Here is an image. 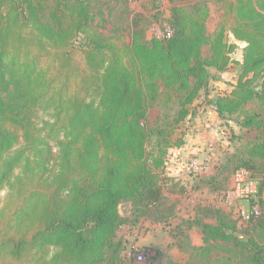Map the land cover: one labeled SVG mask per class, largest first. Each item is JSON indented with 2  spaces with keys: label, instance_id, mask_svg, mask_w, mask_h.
Here are the masks:
<instances>
[{
  "label": "trees",
  "instance_id": "obj_1",
  "mask_svg": "<svg viewBox=\"0 0 264 264\" xmlns=\"http://www.w3.org/2000/svg\"><path fill=\"white\" fill-rule=\"evenodd\" d=\"M170 2L168 31L148 38L138 18L128 40L101 31L94 0H0V264H136L119 206L134 222L158 211L200 107L241 144L213 180L244 168L264 190V0H215L212 31L209 1ZM253 218L239 231L220 213L185 260H157L264 264V213Z\"/></svg>",
  "mask_w": 264,
  "mask_h": 264
},
{
  "label": "rangeland",
  "instance_id": "obj_2",
  "mask_svg": "<svg viewBox=\"0 0 264 264\" xmlns=\"http://www.w3.org/2000/svg\"><path fill=\"white\" fill-rule=\"evenodd\" d=\"M203 1H209L213 9L208 27L212 31L219 19L216 11L219 4L215 0H187L191 4ZM94 3L103 11L100 29L109 35L119 33V36L131 40L134 20L138 18L141 19L139 28L148 38L162 36L168 31L172 5L170 0H94ZM140 14L142 17H138ZM230 39L233 40V36ZM238 46L239 49L233 54L235 58L242 57L244 43L239 41ZM237 75L236 67L225 72L224 79L219 75L217 83H222V87L226 88L225 84L231 83L230 80H235ZM210 109L213 111L214 108ZM203 110V107H200L191 118L187 144L174 152L168 164L166 174L168 179L163 184L164 199L158 211L150 217H143L134 222L130 217L132 211L130 205L124 203L119 206L121 214L128 218L119 234L127 241L129 249L136 250L134 260L136 264H159L158 253L165 254V260H168V257L177 261L187 258L186 248L203 243L202 223L215 222L220 213L233 219L239 231L251 226L253 217L257 216L256 213H264V190H260L263 175H252L244 168L234 171L229 167L222 169L219 178L213 180L228 154L241 144L236 142L233 147L230 145L231 127L223 125L221 119L219 122H213L208 115L204 118L207 129L202 130L197 124V119L202 117ZM155 117L156 111L151 115L152 119ZM235 131L241 133L238 126H235ZM200 136L205 138L213 136V139L207 143L201 141ZM192 161L197 163L195 173L188 168ZM241 170L259 180L256 193L238 194L237 177ZM248 187L250 188L251 184H248ZM252 215L254 216L251 217ZM138 256L143 257V260Z\"/></svg>",
  "mask_w": 264,
  "mask_h": 264
},
{
  "label": "crops",
  "instance_id": "obj_3",
  "mask_svg": "<svg viewBox=\"0 0 264 264\" xmlns=\"http://www.w3.org/2000/svg\"><path fill=\"white\" fill-rule=\"evenodd\" d=\"M224 73H221V75H220L223 79H224V76H223ZM218 81L219 80H214V81L211 82V86L212 87H215L216 89L213 91V93H212V95H210V97L208 96L210 101H212L213 98H215L220 92H223V91H225L227 89L229 90L232 87V84H234V82H235V80H230L231 83H229V82L226 83L225 85H227V87L226 88H223L222 85H221L222 83H217ZM223 83H225V81H223ZM210 107H211L210 105L204 106V108H203L204 110H203L202 117L200 116V117H198L199 119H197V124H199V127L200 128L202 127L201 128L202 130H204V128L207 129L206 126H205L206 125V122H205V119L204 118L208 117V115L211 117V120L213 122H217L218 120H220V117H219V114L217 113V111L215 109H213V111H212V109H210ZM206 111H207V113H206ZM202 137L203 136H200L199 137V138H201V141H203V142H206L207 141V143H209V141L211 139H213L212 138L213 136L212 137H209V138H205V137L202 138Z\"/></svg>",
  "mask_w": 264,
  "mask_h": 264
},
{
  "label": "built area",
  "instance_id": "obj_4",
  "mask_svg": "<svg viewBox=\"0 0 264 264\" xmlns=\"http://www.w3.org/2000/svg\"><path fill=\"white\" fill-rule=\"evenodd\" d=\"M196 167H197V163L195 161H192L191 162V165L189 166L188 165V168H190L191 172L193 171V173H195L196 171ZM245 171L244 170H241V172L238 173V177H237V180H238V187H237V190H238V194L241 193L242 195H246V194H254L256 193L257 191V187H258V184H259V180L255 177H250L249 176V173L245 175ZM240 174H243V175H240ZM248 184H251V187L249 188L248 187ZM257 215H259V212L256 213ZM139 257V256H138ZM140 260H143V257H139Z\"/></svg>",
  "mask_w": 264,
  "mask_h": 264
}]
</instances>
